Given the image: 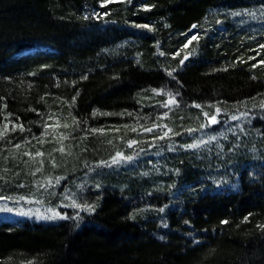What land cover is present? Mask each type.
I'll list each match as a JSON object with an SVG mask.
<instances>
[{
	"label": "trees",
	"instance_id": "1",
	"mask_svg": "<svg viewBox=\"0 0 264 264\" xmlns=\"http://www.w3.org/2000/svg\"><path fill=\"white\" fill-rule=\"evenodd\" d=\"M100 4L0 0V264H264V0Z\"/></svg>",
	"mask_w": 264,
	"mask_h": 264
},
{
	"label": "snow or ice",
	"instance_id": "2",
	"mask_svg": "<svg viewBox=\"0 0 264 264\" xmlns=\"http://www.w3.org/2000/svg\"><path fill=\"white\" fill-rule=\"evenodd\" d=\"M108 2H109V0H101V4H100V6H101V7H105L106 4H107ZM128 2H131V0H128ZM234 14H235V15H240V13H234ZM95 15H96L98 18H99V16H100L99 13H96ZM103 15H107V13H104ZM85 18L87 19L88 17L86 16ZM137 27H148V26H147V25H137ZM196 27H197V25H193V26H192L193 29H195ZM198 39H199L198 35H192L191 37L188 38V43L185 44L184 47L187 48V47H188L193 41H198ZM260 47H261V48H264V45H260ZM162 54H163V53H162ZM187 59H188V56H185V58H184L183 60L180 61L181 65H183L184 62H185V60H187ZM260 63H261V64H264V60H261ZM253 67H255V65H253ZM73 99H75V98H73ZM168 103H175V100H170V101H168ZM195 106H196V107H200V105H195ZM260 106H261L262 108H264V103H262ZM205 115H207V114H205ZM233 119H235V117H233ZM209 123H210V124H215V123H217L216 116H211V117L209 118ZM65 126H66V125H65ZM16 127H17L16 125H13L12 130L14 131V130L16 129ZM19 127H20V130L23 131V127H22V126H19ZM201 127H203V125H201ZM7 131H8V125L5 124L3 130H0V137H3V136L6 134ZM147 131H151V129H147ZM165 136H167V133H165ZM133 143H135V141H131V142H129V146H131V144H133ZM16 147L19 148L20 145H17ZM186 147H188V148H196V147H198V145H197V144H190V145H187ZM60 151H63V149L61 148ZM25 155H28V153H25ZM36 155L39 156V155H43V154H42V153H37ZM117 155L120 156L119 153H118ZM121 159H124V158L121 157ZM126 159H127V160H131L132 157H127ZM113 162H114V163L117 162V161H116V158H113ZM39 170H40V169H37V171H39ZM3 198H4V197L0 196V199H3ZM21 199H23V197H21ZM71 206L74 207V208H80V209H82V210H84V211H88V212L95 211V206H93V205H89V204L81 205V204H76L75 202H73V204H72ZM161 211H163V209H161ZM57 217L60 218V219H64V218H65V217H63V216H60L59 213H54L52 217H49V219H53V218H57ZM74 219H75V218H74ZM245 220H247V217H245ZM221 223H227V221H222ZM165 226H166V225H165ZM260 227H261V228H264V225H261Z\"/></svg>",
	"mask_w": 264,
	"mask_h": 264
},
{
	"label": "rangeland",
	"instance_id": "3",
	"mask_svg": "<svg viewBox=\"0 0 264 264\" xmlns=\"http://www.w3.org/2000/svg\"><path fill=\"white\" fill-rule=\"evenodd\" d=\"M55 162V161H54ZM25 202H28V201H25ZM16 208H8V211L9 213L12 214V216H24V215H27V212L29 213V216L32 214V215H35L37 216L38 218L42 219V218H49V217H52L53 214L55 213L53 210L51 211V209L47 208L46 205H41V206H33L34 207V210L33 209H24L22 208V203L19 202V204H16ZM36 210V211H35Z\"/></svg>",
	"mask_w": 264,
	"mask_h": 264
}]
</instances>
